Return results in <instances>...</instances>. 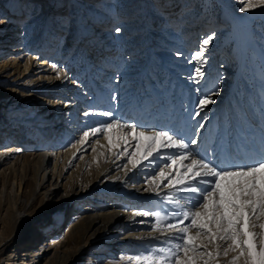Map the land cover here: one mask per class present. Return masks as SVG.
<instances>
[{
  "label": "rangeland",
  "instance_id": "374dc122",
  "mask_svg": "<svg viewBox=\"0 0 264 264\" xmlns=\"http://www.w3.org/2000/svg\"><path fill=\"white\" fill-rule=\"evenodd\" d=\"M176 1L179 12L173 16L170 8ZM219 1L77 0L74 2L64 0L61 12L59 5L53 6L54 0H26V9L23 10V22L26 28L15 32L12 38L14 41L5 40V37L14 30L11 23L6 21V24L4 23L0 28L2 35L0 66L13 64L17 59L24 65L29 55L35 53L48 54L47 62L50 64L42 70H36V67H33L31 74L19 79L11 76V79L5 80L6 75L0 73V91L17 87L29 91L31 87L39 86L38 93L46 96L47 99L63 94L68 98L71 96L70 100L84 102L91 115L84 116L79 123L83 132L101 127L105 121L109 120L110 118L99 114L105 110H111L122 122L140 126L150 121L154 123L160 117L159 115L165 112V118L162 117L164 131L175 133L178 138L182 137L186 141L193 137L200 139L201 142L198 145L191 146L200 156L211 160L220 168L250 165L254 162L251 157L255 153L253 145L264 154V11L257 7L252 11L241 13L238 10L240 7L238 2L235 6L236 14L229 21L223 18ZM45 5H51L53 9L50 6L46 11ZM87 9L90 11L87 12ZM97 10L107 15L108 22L112 24L111 36L114 37L111 38L113 44L110 49L108 42L90 39L88 36L80 37L83 34L80 27L83 24L82 20L85 18L84 23H91ZM186 11L193 12L192 20L185 18ZM194 20L198 24L196 29L191 25ZM204 23L213 26L207 33L201 32V26H204ZM189 26L192 30L187 33L186 29ZM117 28L120 29L119 32L116 31ZM117 33L120 37L122 36L120 39L116 38ZM209 35H214V39L209 43L213 49L205 53L206 63L201 68V71L205 73L204 79L196 86L182 83L181 80L186 78L185 65L193 59V53L200 49L202 39ZM215 43L216 46H213ZM101 48H104V51L99 55L92 53ZM159 53H166V56L163 57ZM231 61H235L233 65ZM53 64L57 66L56 69L52 68ZM62 73L72 78L75 84L69 93L55 86L53 82H37L40 74L54 80L58 74ZM187 77L191 76L187 75ZM232 77H234V86L229 88L227 79ZM205 84H207L206 88ZM225 92L227 93L226 105L221 116H218L215 105L200 109L198 101L204 95L210 94V98L214 99L218 95L222 97ZM11 100H13L12 107L8 109V113L10 112L17 120H9V115L4 116L2 120L0 115V146H6L8 142L9 148L12 149L19 145L31 146L35 140L39 139L38 133L43 131L33 130L32 136L31 128H28L30 123L23 124L19 116L27 115V111H23L22 107L17 108L16 100L12 99V96L8 101ZM196 112L200 114L197 116ZM62 119L57 132L51 138L52 143L58 146L65 117ZM53 121L54 118H50L47 124ZM206 121H213L214 130L200 136L199 125H204ZM223 125L227 130L225 133ZM9 129L13 130L10 132ZM233 131L238 132L242 140H235ZM120 132L122 131L119 128H114L111 133L100 132L93 135L90 132L89 138L92 140L89 141L92 143L97 140L108 141L107 134H110L114 140ZM231 137H233L232 140ZM91 145L90 143L87 152L89 161L97 153ZM169 157H171L170 153L164 165L171 164ZM178 189L177 185L174 193L177 197L182 194ZM108 194L101 192L99 197L94 196L91 199L90 212L97 209L109 210L116 205L121 211H161L162 216L168 217H173L175 213L173 223L181 215L180 211L173 207L174 202L170 204L163 199L162 194L149 199L139 197L131 200L109 197ZM183 195L186 199L187 193ZM75 212V205H72L67 210L66 216L70 217ZM152 219L155 224V216ZM254 220V217L249 220L250 225ZM50 221L52 222L51 217L48 216L40 225L26 226V235L32 233L33 229V232L37 231V233L41 229L45 230V226L51 223ZM119 238L120 235L106 252L108 255L112 252L111 256H103L104 264L109 261L119 264L120 258L129 249L135 252L133 250L140 246L136 240L129 243V246H118ZM218 241L219 239L215 242ZM14 242L7 245L10 251L16 249ZM173 242L180 241L177 239ZM230 243L231 241H226V245ZM170 246L171 244L154 246L150 252ZM139 249L140 251L135 252L134 256L149 254ZM87 250L73 264H88L90 254ZM230 256L229 253L224 256L221 249V255L217 257L216 262L222 261L221 264H229L232 259L228 261ZM137 263L145 264L143 260ZM197 264H200V261ZM238 264H244V257H241Z\"/></svg>",
  "mask_w": 264,
  "mask_h": 264
},
{
  "label": "bare ground",
  "instance_id": "6f19581e",
  "mask_svg": "<svg viewBox=\"0 0 264 264\" xmlns=\"http://www.w3.org/2000/svg\"><path fill=\"white\" fill-rule=\"evenodd\" d=\"M219 2L218 4L223 11V18L230 21L236 14L235 6L239 0H220ZM25 3L26 0H0V21H2L0 22V28L7 21L11 23L14 29L11 34L5 37L7 42L14 41L12 38H14L16 31L26 28L23 22V10L26 9ZM62 3H64V0H54L53 6L59 5L62 12L64 7ZM50 6L45 5L44 10L47 11ZM170 10L173 16L178 14L177 1L171 6ZM86 11L89 12L90 10L87 9ZM93 16L91 23H84L85 18L82 20L83 24L80 27L83 34L80 37L88 36L90 39H100L105 43L108 42L110 49L113 44L111 38L114 36H111L112 24L108 22V16L98 10ZM4 17L6 18L4 19ZM185 18L192 20L193 12L186 11ZM191 25L196 29L198 24L194 20ZM212 28V25H205L204 23V26H201V32L207 33ZM191 30L190 26L186 29L187 33ZM115 36L117 39L122 37L119 33ZM0 38H2L1 29ZM203 40L204 38L201 44ZM216 43L213 46H216ZM94 44L96 45L97 41ZM211 49L213 48L210 45L204 46L205 53ZM103 51L104 48H101L92 53L97 56ZM159 55L165 57L166 53H159ZM48 58L46 53H35L29 55L24 65L18 59L13 64H3L0 66V73L6 75L5 80L11 79V76L17 77L16 79L24 75L26 77V75L32 73L33 67H36V70H42L50 64L47 62ZM231 62L233 65L235 61ZM196 66L195 59L190 60L185 65L186 78L181 80L182 83L196 86L191 77H187V75L192 76ZM64 74H58L54 80L40 74L37 82H53L55 86L69 93L75 84H73L72 78ZM227 82V87L234 86V77L227 79ZM204 87L206 88L207 84ZM38 92H40L39 86H33L29 91L21 90L18 87L12 90L0 91V115H2V120L6 115H9V120H17L10 112L8 113L13 101H8V99L10 100V96H12V99L16 100L17 108L22 107L23 111H27V115L19 116L23 124L28 125L30 123L28 128H31L32 136L34 135L33 130L43 131L38 133L39 139L35 140L31 146L29 144L19 145L12 149L9 148V142L6 143V146H0V264H73L82 257L86 249H88L87 253L90 254L88 264H104L103 256H111L112 252L109 255L106 252L110 245L116 241L118 235H120L117 242L120 245L118 246H129V243L133 240L139 242L140 246L133 250L135 252H139V248L150 252L154 246L174 245L173 241L165 243L162 239H154V237H162L167 233L153 230V216H139L136 215L135 210L131 212L129 210L121 211L116 205H113L109 210L97 209L90 212V205L91 199L94 196L99 197L101 192L104 194L109 193L107 195L109 197L127 198V200L139 197L149 199V197L156 196L157 192L160 195L168 194L171 197H177L174 195L177 186L174 188L173 185L169 184L168 187H164L167 180L162 183L158 181L159 187L150 181V177L164 167V161L167 160L166 157L169 153L173 156L177 149L164 150L160 153L159 159L150 157V162L141 158V166L132 169L131 164L128 163V158L129 154L135 150L136 142L131 138L126 143L120 139L123 132H127L128 129L118 133L117 137L112 140V144H109L107 140H97L92 143L89 141L92 140V138H89L91 135L84 138V132L79 126L82 118L86 116L85 113H89L84 102L70 100L71 96L68 98L63 94L56 97L54 95L52 99L50 97L47 99L46 96H41ZM223 94L222 97L220 95L216 96L212 99L214 102L209 104L215 105L218 116L222 115L224 105H226L227 93ZM164 113L160 114V117L154 123L150 121L142 124L141 127L145 130L164 131L165 127L162 122V117L165 118ZM63 117H65L64 129L61 132L58 146L52 143L51 138L57 132L56 130L63 121ZM50 118H54V121L47 124ZM232 121L234 122V119ZM12 130L9 129L10 132ZM213 130V121H206L204 127L199 130V134L202 136V134ZM225 130L226 127L223 125L224 133ZM235 130L237 131L236 128ZM234 134L235 140H242L238 132L233 131V136ZM232 139L233 137H231ZM90 143L92 144L91 147L97 150V153L93 156L96 159L92 158L89 161L87 152ZM253 148L255 153L251 156L252 161L259 160L261 156H264L263 152L255 145H253ZM125 149H127V153H125ZM229 149L231 148L229 147ZM188 163H190V160L178 163L177 166L169 167L165 171L169 178L175 182L182 175L181 173L185 169L184 165ZM173 202L175 203V201ZM180 204H187V197L181 200ZM72 205H75L76 212L67 217L66 212ZM48 216L56 224H52L50 221L51 223L45 226V230L41 229L37 233V231L33 232V229L32 233L26 235V226L40 225ZM263 220H254L253 222L257 225L255 228L252 227L253 222L251 225L249 223L248 226L249 231L256 233L254 243L257 249L264 240V229L259 228V224L264 223ZM195 233L196 230H192V234L195 235ZM12 242L15 243L16 249L10 251L7 245ZM197 242L206 241L202 236ZM219 244L225 246L226 242L219 240L214 242L213 245L209 244L208 251L215 253L217 251L216 245ZM198 250H202V248ZM135 252L129 249L120 258L121 262L119 264H138L136 260L128 259V257L134 256ZM229 254L231 256L229 259L227 258L228 261H230L233 254L237 255V253H231V251H229ZM221 263L222 261L209 260V264ZM107 264L116 263L109 261ZM200 264H203L202 260Z\"/></svg>",
  "mask_w": 264,
  "mask_h": 264
},
{
  "label": "snow or ice",
  "instance_id": "6c2138e0",
  "mask_svg": "<svg viewBox=\"0 0 264 264\" xmlns=\"http://www.w3.org/2000/svg\"><path fill=\"white\" fill-rule=\"evenodd\" d=\"M239 3L238 10L241 13L252 11L257 7L264 11V0H239ZM116 31L119 32L120 29L117 28ZM213 39L214 35L207 36L200 49L193 53L192 58L197 61V66L191 79L196 84L205 77V73L201 71L206 63L204 46L209 45ZM52 68L56 69L57 66L53 64ZM213 102L208 94L199 99L198 105L202 110ZM89 114L85 113V115ZM99 114L110 119L101 127L85 131L84 138L89 136V132L96 135L100 132L111 133L114 128H119L122 132L128 129L127 132H123L120 139L126 143L131 138L136 142L135 150L129 154L128 158L132 169L141 166V158L145 161H149L150 157L159 159L162 151L177 149V152L168 158L171 164L165 163L163 168L150 177V181L157 184V187L160 186L158 181L162 183L165 180L167 183L164 187H168L169 184L174 188L179 186L181 196L171 197L164 194L163 199L170 204L175 201L173 207L180 211V217L173 223L175 213L173 217H168L162 216L161 211L145 210L137 212L136 215L155 216L154 230L167 234L154 239H162L165 243L178 239L180 242L166 249H155L147 256L141 254L128 257L129 260H143L145 264H197L202 260L203 264H209V260H216L221 255L222 249L224 256H227L229 251L237 253L229 264H238L241 257H244V264H264V240L257 249L254 243L256 233L248 230L251 218L254 217L256 221L264 218V156L250 165L220 168L211 160L200 156L191 147L199 143L195 137L186 141L169 131L145 130L138 124L122 122L111 110H105ZM199 114V112L195 113L197 116ZM203 127V124L199 125V128ZM106 138L109 144H112L111 135L107 134ZM124 151L127 153V149ZM189 160L190 163L184 165L183 174L173 182L165 169ZM184 193H187V204L181 205L180 201L185 199ZM156 195L159 196L160 193L157 192ZM256 226L253 222L252 227ZM259 228L264 229V223H260ZM192 229H196L195 235L192 234ZM202 236L206 242L198 243ZM217 239L222 242L231 241V243L226 246L216 245L215 253L208 251V245L214 244ZM201 248L202 250H198Z\"/></svg>",
  "mask_w": 264,
  "mask_h": 264
}]
</instances>
